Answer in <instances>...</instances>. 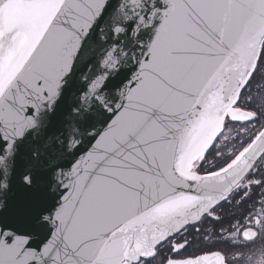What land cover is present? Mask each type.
Wrapping results in <instances>:
<instances>
[{
	"label": "snow or ice",
	"instance_id": "obj_1",
	"mask_svg": "<svg viewBox=\"0 0 264 264\" xmlns=\"http://www.w3.org/2000/svg\"><path fill=\"white\" fill-rule=\"evenodd\" d=\"M0 123V264H231L173 238L254 186L203 239L264 238V0H0Z\"/></svg>",
	"mask_w": 264,
	"mask_h": 264
},
{
	"label": "flooded vegetation",
	"instance_id": "obj_2",
	"mask_svg": "<svg viewBox=\"0 0 264 264\" xmlns=\"http://www.w3.org/2000/svg\"><path fill=\"white\" fill-rule=\"evenodd\" d=\"M259 77L257 80L253 81V84L250 85L252 90V94L256 95V85L260 83ZM239 125V124H238ZM261 188L260 187H253L251 192V198L246 200L243 204L236 208L234 204H223L222 208L217 210V215L222 216L221 221L216 222L212 218H206L202 221V223L195 224L187 229L186 232H183L173 239L177 242L182 243L185 238L190 239L192 244H190L186 250L182 253L183 255H191V254H202L204 251L212 250H223L225 254L228 255L229 259L231 260V264H244L242 260L233 259V255L235 253H246L249 248L257 247L262 242H264V238L257 237L255 244H251L245 242L243 240L242 234H238L235 243L237 244L236 247H233V241L229 240L228 243H216L212 244L209 241H205L203 237L208 234V231L214 229L215 232H219L220 228L223 227L225 229H230L231 231H236V229L242 228L246 226V221H244L243 216H247L248 212L251 211V206L255 201H259L261 199ZM239 199V196L236 197ZM255 207L259 209V203H256ZM239 221V223H237ZM235 226V227H233ZM201 229L200 232H197L196 229ZM228 233H225L227 236ZM163 254H170L167 247L163 248Z\"/></svg>",
	"mask_w": 264,
	"mask_h": 264
},
{
	"label": "water",
	"instance_id": "obj_3",
	"mask_svg": "<svg viewBox=\"0 0 264 264\" xmlns=\"http://www.w3.org/2000/svg\"><path fill=\"white\" fill-rule=\"evenodd\" d=\"M72 2V0H70ZM83 2H87V0H83ZM116 0H113V3H115ZM134 70V69H133ZM71 102V100L69 101ZM35 112V109H32V112H26L25 115H32V113ZM99 127V126H98ZM10 133V129L8 130ZM5 136V129L2 126V123H0V139H2ZM55 137L57 143L59 142H65V146H69L71 144H74L76 141H81L79 148L74 152L73 157H69L68 159L75 163V160L80 159L81 156L88 151V149L91 147V143H94V141H90L88 139V136L86 133L83 132V129H80L77 127L76 123L72 120L71 117L67 118V122L63 124L62 127H59L57 129L50 130L48 133V144H51L52 138ZM35 137H30L28 140L25 141V144L20 149L18 155L16 156V164L19 166L23 163L27 149L32 144V140ZM11 143V141H10ZM47 146V145H45ZM11 163V161H10ZM68 167H71V164H68ZM68 181L65 180V183ZM34 245H30L32 247Z\"/></svg>",
	"mask_w": 264,
	"mask_h": 264
},
{
	"label": "trees",
	"instance_id": "obj_4",
	"mask_svg": "<svg viewBox=\"0 0 264 264\" xmlns=\"http://www.w3.org/2000/svg\"><path fill=\"white\" fill-rule=\"evenodd\" d=\"M228 127L232 129V134H233V131H234L235 127H237V124H229ZM225 132L227 133V129H225ZM209 158L211 159V157H209Z\"/></svg>",
	"mask_w": 264,
	"mask_h": 264
},
{
	"label": "rangeland",
	"instance_id": "obj_5",
	"mask_svg": "<svg viewBox=\"0 0 264 264\" xmlns=\"http://www.w3.org/2000/svg\"><path fill=\"white\" fill-rule=\"evenodd\" d=\"M239 127H240V125H238V127H235L233 134H235V132L239 130Z\"/></svg>",
	"mask_w": 264,
	"mask_h": 264
}]
</instances>
